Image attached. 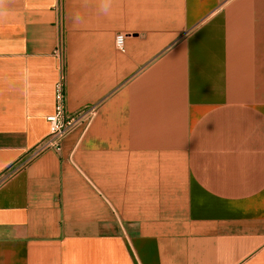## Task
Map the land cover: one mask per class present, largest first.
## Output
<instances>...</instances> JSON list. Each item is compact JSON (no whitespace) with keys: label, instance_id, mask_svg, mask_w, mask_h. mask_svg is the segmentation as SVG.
Returning a JSON list of instances; mask_svg holds the SVG:
<instances>
[{"label":"crops","instance_id":"crops-1","mask_svg":"<svg viewBox=\"0 0 264 264\" xmlns=\"http://www.w3.org/2000/svg\"><path fill=\"white\" fill-rule=\"evenodd\" d=\"M0 264H264V0H0Z\"/></svg>","mask_w":264,"mask_h":264},{"label":"built area","instance_id":"built-area-1","mask_svg":"<svg viewBox=\"0 0 264 264\" xmlns=\"http://www.w3.org/2000/svg\"><path fill=\"white\" fill-rule=\"evenodd\" d=\"M116 45L120 50L124 48V36L116 38ZM96 111L93 108H83L76 112H69L66 107V92L64 78L56 85L55 111L47 118L49 133L37 148V153L46 151L60 152L63 140L76 128L88 127L94 119Z\"/></svg>","mask_w":264,"mask_h":264}]
</instances>
